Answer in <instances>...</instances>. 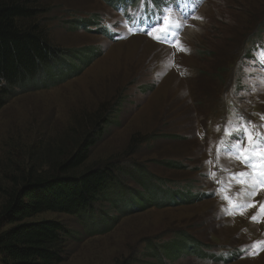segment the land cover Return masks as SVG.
I'll use <instances>...</instances> for the list:
<instances>
[{"label": "rangeland", "instance_id": "rangeland-1", "mask_svg": "<svg viewBox=\"0 0 264 264\" xmlns=\"http://www.w3.org/2000/svg\"><path fill=\"white\" fill-rule=\"evenodd\" d=\"M31 1L45 10L33 20L40 19L62 51L63 58L53 63L56 71L64 75L75 70L85 54L94 58L52 86H23L1 107L0 203L10 175L26 165L30 154L43 157L49 150L67 149L87 121L92 125L101 117L106 122L103 137L85 165L112 161L123 169L114 173V186L92 205L91 220L53 212L32 218L56 219L71 231L67 258L60 264H217L191 255L196 244L209 246L202 247L206 252L243 246V256L225 264H264V242L250 250L264 236V221L253 220L246 211L251 200H242L259 188L252 178L260 169L246 167L227 145L218 147L236 140L226 133L233 125L232 133L242 136L239 125L215 119L217 128L206 127L214 123L209 112L219 107L224 114L225 103L218 96L231 84L233 58L245 52V39L264 27V0H191L188 11L179 13L167 0L163 17L175 35L159 42L127 32L124 40L109 39L108 27L99 21L106 17L108 26H114L133 14L152 20L162 0ZM187 30H192L188 36ZM257 61L264 65V51ZM246 71L253 73L244 83H251V89L232 96L235 107L242 110L251 102L257 109L249 105L244 112L263 118L264 68ZM114 103L120 105L112 110ZM253 124L246 129L255 139L263 125ZM141 136L142 143L136 140ZM247 146L242 138V147ZM241 182L242 195L231 188ZM188 188L198 194L195 199L187 196ZM205 190L213 196L201 197ZM168 191L184 199L164 205ZM127 199L137 205L125 204Z\"/></svg>", "mask_w": 264, "mask_h": 264}, {"label": "trees", "instance_id": "trees-1", "mask_svg": "<svg viewBox=\"0 0 264 264\" xmlns=\"http://www.w3.org/2000/svg\"><path fill=\"white\" fill-rule=\"evenodd\" d=\"M35 2L0 0V109L22 91L23 86H52L74 76L94 58V55L85 54V61L76 65L75 70L64 75L56 71L53 63L57 64L63 58L62 51L51 42L48 30L37 21L40 19L33 20L45 12ZM165 3L166 0H162L158 15H161ZM262 36L264 27L250 34L245 43ZM239 59L240 56L233 58L230 66ZM119 105L114 103L112 110ZM105 125V119L101 117L92 125L91 120L87 121L78 139L65 146L67 149L49 150L43 157H35L32 153L26 165L17 168L16 175H10V185L4 190L0 203V264H60L67 258L66 246L71 231L59 220L32 218L43 212H53L91 220V214H94L92 205L114 186V173L123 169L118 162L112 161L93 168L85 165L92 148L103 137ZM140 138L136 140L142 143L145 136ZM169 188L183 189L181 186ZM169 192L166 194L169 200L164 199V205L172 206L184 199L176 192ZM199 195L213 196L208 190ZM187 196L195 199L198 194L188 188ZM127 202L128 199L125 204ZM130 204L137 205L132 201ZM118 211L120 213L121 208ZM204 246L209 247L196 244L189 252L201 261H207L209 256L217 260L215 253L206 252ZM231 250L234 253L236 248ZM231 260L227 257L224 264Z\"/></svg>", "mask_w": 264, "mask_h": 264}, {"label": "snow or ice", "instance_id": "snow-or-ice-1", "mask_svg": "<svg viewBox=\"0 0 264 264\" xmlns=\"http://www.w3.org/2000/svg\"><path fill=\"white\" fill-rule=\"evenodd\" d=\"M145 3L151 2V0H144ZM162 19L163 16L161 17ZM142 31L146 30V26H144ZM157 32L158 34L153 36V32ZM147 34L150 37H153L156 41L165 40L171 36H174L175 33L172 31L170 25H168L167 20L164 19L163 25L160 24V21H157V26L152 30H147ZM180 41L177 40L175 46L179 47ZM242 133V136L237 135L236 133H232V136L236 137L235 143H230L226 147L229 148L232 152H235L238 159H242L243 164L246 167L256 169L257 167L260 169V172L257 176V179L260 181L262 185H264V151L257 152V149L264 147V137L256 136L255 141L253 136L248 132L246 128L239 130ZM242 138H246L248 142L247 147H242ZM257 161H259L257 163ZM239 176L243 177L246 173H239ZM249 190H252V186H248ZM252 195H255V192L252 191ZM261 212H264V204L260 206L259 209ZM253 220L256 219L255 216L252 217Z\"/></svg>", "mask_w": 264, "mask_h": 264}, {"label": "bare ground", "instance_id": "bare-ground-1", "mask_svg": "<svg viewBox=\"0 0 264 264\" xmlns=\"http://www.w3.org/2000/svg\"><path fill=\"white\" fill-rule=\"evenodd\" d=\"M191 32H192V30H187V33H186V35L188 36V35H189ZM147 45L151 46V45H152V43H150V42H147ZM114 248H115V247H114ZM116 250H118V248H117Z\"/></svg>", "mask_w": 264, "mask_h": 264}]
</instances>
